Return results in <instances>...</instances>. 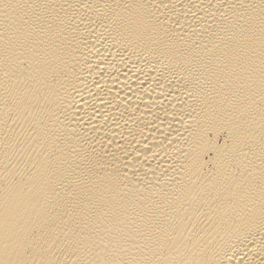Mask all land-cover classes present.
Returning a JSON list of instances; mask_svg holds the SVG:
<instances>
[{"label":"bare ground","instance_id":"1","mask_svg":"<svg viewBox=\"0 0 264 264\" xmlns=\"http://www.w3.org/2000/svg\"><path fill=\"white\" fill-rule=\"evenodd\" d=\"M0 264H264V0H0Z\"/></svg>","mask_w":264,"mask_h":264}]
</instances>
